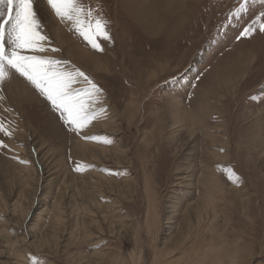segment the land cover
<instances>
[{"label": "rangeland", "instance_id": "374dc122", "mask_svg": "<svg viewBox=\"0 0 264 264\" xmlns=\"http://www.w3.org/2000/svg\"><path fill=\"white\" fill-rule=\"evenodd\" d=\"M242 2L83 0L99 51L36 0L42 55L106 112L78 135L18 74L0 89V264H264V34L237 40L262 9L229 24Z\"/></svg>", "mask_w": 264, "mask_h": 264}, {"label": "snow or ice", "instance_id": "6c2138e0", "mask_svg": "<svg viewBox=\"0 0 264 264\" xmlns=\"http://www.w3.org/2000/svg\"><path fill=\"white\" fill-rule=\"evenodd\" d=\"M252 3L256 4L257 0H252ZM46 4L61 23L70 24V31L79 35L92 49L103 51L100 41L111 42L107 30L109 21L98 6L93 8L83 0H46ZM259 4L262 10L242 28L237 40L251 38L257 31L264 34V0H259ZM248 11V0H243L235 11L229 13V24L247 15ZM39 13L36 0H0V89L13 72L18 74L50 103L51 110L58 113L68 130L81 135L92 120L106 112L103 107H95L103 96V90L70 62L42 55L47 51L58 52L59 49L46 47L51 40L43 34L44 26ZM81 79L88 87L73 88ZM0 132L11 135L3 122H0ZM83 139L96 137L83 135ZM0 148L12 150L2 140ZM74 170L81 169L77 165ZM240 182L241 178L237 175V185Z\"/></svg>", "mask_w": 264, "mask_h": 264}, {"label": "bare ground", "instance_id": "6f19581e", "mask_svg": "<svg viewBox=\"0 0 264 264\" xmlns=\"http://www.w3.org/2000/svg\"><path fill=\"white\" fill-rule=\"evenodd\" d=\"M135 11L136 12H138L139 11V9H135ZM130 14H132V13H130ZM49 15V14H48ZM51 17V16H50ZM146 21H150V19H148V20H146ZM52 24H53V26H54V28H55V30L56 31H58L59 32V28L57 27V25L54 23V22H51ZM54 36H57V34L55 33L54 34ZM117 37H118V33H117ZM18 79V78H17ZM13 82H15L14 84L16 85V86H18V87H21L22 89H24V90H27L26 88H28V87H26L25 88V86H23L22 84H20L19 82H17V80L15 79V81H13ZM28 91V90H27ZM29 92V94L28 95H26L25 96V99L28 101V103H30L31 105H32V103H31V101H33V103H35L36 101H35V99L34 98H31V97H33V95H32V93L30 92V91H28ZM37 100H38V98H37ZM39 102V101H38ZM42 101H40V103H41ZM41 105H42V103H41ZM55 123V122H54ZM56 124V123H55ZM57 125V124H56ZM58 128V127H57ZM103 153H106V152H104L103 151ZM216 187V186H215ZM215 189V188H214ZM216 201V200H215ZM204 201H203V205H204ZM201 206V207H198V208H196V210H197V213H198V219L199 220H201L202 219V217H203V215H205V216H207L208 215V211H207V204H205V206ZM198 222V224L200 223V221H197Z\"/></svg>", "mask_w": 264, "mask_h": 264}]
</instances>
